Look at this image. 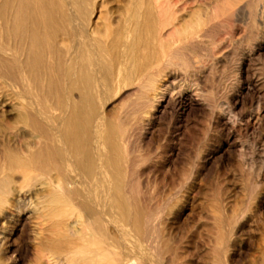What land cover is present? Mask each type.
Wrapping results in <instances>:
<instances>
[{"label": "bare ground", "instance_id": "6f19581e", "mask_svg": "<svg viewBox=\"0 0 264 264\" xmlns=\"http://www.w3.org/2000/svg\"><path fill=\"white\" fill-rule=\"evenodd\" d=\"M238 1L218 22L207 0H0V256L29 217L26 264H264V0ZM173 101L199 120L138 154ZM223 146L249 161L201 183Z\"/></svg>", "mask_w": 264, "mask_h": 264}, {"label": "rangeland", "instance_id": "374dc122", "mask_svg": "<svg viewBox=\"0 0 264 264\" xmlns=\"http://www.w3.org/2000/svg\"><path fill=\"white\" fill-rule=\"evenodd\" d=\"M232 0H207V3L215 10L214 17L216 21L222 22L226 17H228L229 12L227 11V3L229 4ZM242 1H238L234 4L233 11L238 8L242 4ZM245 30L243 28H239L235 31L233 38L236 39L243 35ZM252 63H256L259 66L264 68V40L260 42L259 47L255 51L252 57ZM253 89L246 84L240 87L239 96L242 99L240 103H238V108L240 105H244L245 107H250L251 102L255 100V96L253 93ZM4 110L8 107H2ZM0 108V112H4L7 116L10 117L9 111H4ZM181 105L178 101L168 102L164 106H158L154 113L153 123L155 125V138L150 140L148 144L142 145L138 148L137 153L143 156H152L156 152L161 149L162 141L164 136L172 133L171 121L177 119H188L189 121L199 120L198 118V108L191 107L184 111L181 114ZM190 133L193 135H202L206 136L205 131H201L199 129H191ZM188 134L186 137H189ZM197 146V142L194 141L193 138H190L188 141V147L194 149ZM215 146V144H214ZM182 152L179 151L178 156L175 157L174 165L169 164L171 170H174V166L180 167L182 165L180 155ZM238 159H242L245 162L249 161V150L246 149L243 152L239 150L237 146L227 148L223 146L221 149L214 152L212 158L207 163L204 174L202 175L201 183L207 182L211 179V177L219 172L221 175H224L229 171L231 167L235 165V161ZM182 176L179 173V178ZM148 183L147 188L148 191L152 192L159 188V181H155L152 179V175L149 174L147 176ZM174 181L173 187L178 185V179ZM166 189L168 188L166 184L164 185ZM171 187V186H169ZM167 193V190L166 192ZM199 191V195H200ZM25 218V215L23 216ZM198 221V217L195 214H189V209L187 208L185 212L181 215L179 220L177 221V231L188 233L191 231L192 225ZM5 230V238H4V246L6 247L5 254L0 256V264H26L29 262L30 258L33 254V230H32V221L29 217H26L24 220L16 219L9 222L8 228ZM10 230L11 233H10ZM19 248L22 249L21 254H19ZM247 248H251V244H247Z\"/></svg>", "mask_w": 264, "mask_h": 264}]
</instances>
